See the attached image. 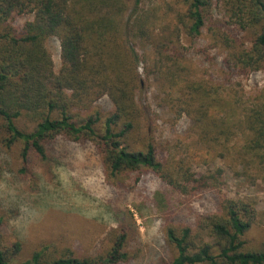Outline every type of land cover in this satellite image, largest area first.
Here are the masks:
<instances>
[{
	"label": "trees",
	"instance_id": "trees-1",
	"mask_svg": "<svg viewBox=\"0 0 264 264\" xmlns=\"http://www.w3.org/2000/svg\"><path fill=\"white\" fill-rule=\"evenodd\" d=\"M150 4L0 0V149L13 153L14 171L29 184L64 138L94 144L108 183L151 172L180 195L214 191L217 209L203 218L166 217L163 230L175 249L167 264H264V235L258 244L248 239L264 207L221 193L220 169L197 173L155 128L159 119L185 120L198 141L234 148L243 169L264 180V84L245 94L231 85L264 73V0H174L162 12ZM52 36L60 41L58 70L47 45ZM6 228L0 214V264L134 258L127 226L110 232L107 248L47 246L26 258L20 241L4 242Z\"/></svg>",
	"mask_w": 264,
	"mask_h": 264
},
{
	"label": "rangeland",
	"instance_id": "rangeland-1",
	"mask_svg": "<svg viewBox=\"0 0 264 264\" xmlns=\"http://www.w3.org/2000/svg\"><path fill=\"white\" fill-rule=\"evenodd\" d=\"M172 1L151 0L150 5L162 12ZM202 41L197 40L195 45L198 47ZM183 44L188 46L190 39L183 36ZM47 45L58 70L60 41L52 36ZM263 84L264 73L259 72L243 79L236 78L231 85L235 86L234 90L245 94ZM148 96L152 101V92ZM237 101L233 102L237 105ZM155 128L156 136L165 143L168 141L174 152L191 161L197 173L216 174L220 169L221 193L254 199L258 201V211L262 210L264 180L243 169L237 162L234 148L230 151L219 145L201 143L190 132L185 120L173 124L159 119ZM50 153L49 163L40 161L35 166L39 179L35 178L36 182L31 180L29 184L14 171L16 160L13 153L0 149V214L7 221L3 240L6 244L20 241L23 258L29 257L33 250L47 246L58 252L67 247L84 252L107 248L110 246V232L127 226L132 229L129 249L134 258L119 264H167L175 249L168 244L163 230L166 217L180 223L189 222L217 209L214 191L180 195L168 190L151 172L140 176L132 174L123 183H108L101 156L91 142L59 138ZM263 225L264 216L258 212L249 241L254 244L261 241Z\"/></svg>",
	"mask_w": 264,
	"mask_h": 264
}]
</instances>
